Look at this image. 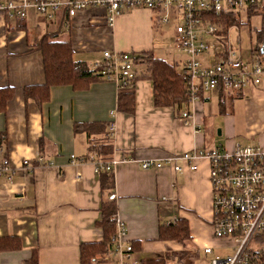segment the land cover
I'll list each match as a JSON object with an SVG mask.
<instances>
[{
    "label": "crops",
    "instance_id": "1",
    "mask_svg": "<svg viewBox=\"0 0 264 264\" xmlns=\"http://www.w3.org/2000/svg\"><path fill=\"white\" fill-rule=\"evenodd\" d=\"M27 13L21 20L0 14V87H14L5 112H0V146L14 166L10 180L0 174V238L17 236L20 243L16 250L0 251V264H31L34 247L38 248L37 264H81L80 244L102 241L97 222L102 202L108 200L115 205V220L126 227L124 238L137 244L133 249L138 262L182 247L199 250L194 264H211L214 255L231 256L233 239L213 235L207 160L199 158L196 170L185 166L180 171L168 165L143 168L141 164L162 161L192 148L209 149L218 144L231 148L237 142L232 104L247 92L202 93L192 105L195 119L201 123L198 132L182 125L175 107L153 106L152 82L145 78L134 83L133 113L117 110V85L103 78L82 90L53 85L48 101L39 106L32 99L26 102L24 87L44 82L42 56L34 45L45 33H55L61 41L71 40L75 59L90 68L104 50L131 52L135 61L143 51L176 61L174 23L160 22L159 9L127 8L112 24L107 23L105 10L99 6L78 10L70 17L60 9L50 20L34 10ZM136 66L138 74L146 67L139 61ZM188 107L189 103L184 109ZM208 118L224 120L222 142H210L205 131ZM83 123L104 126L105 131L92 138L103 140L106 134L112 139V157L118 162L109 193L102 190L101 175L91 163L76 166L70 162V154L88 158L86 133L74 131L75 124ZM37 155L44 158L42 163ZM27 159L33 168L21 169ZM112 193L116 196L113 200L109 199ZM177 218L188 222L191 240L180 244L159 239V225ZM204 247H210L212 253H206Z\"/></svg>",
    "mask_w": 264,
    "mask_h": 264
},
{
    "label": "built area",
    "instance_id": "2",
    "mask_svg": "<svg viewBox=\"0 0 264 264\" xmlns=\"http://www.w3.org/2000/svg\"><path fill=\"white\" fill-rule=\"evenodd\" d=\"M102 7L108 24L127 8L140 6L159 9L160 22H173L172 45L184 54L180 73L189 92L191 107L183 109L178 120L197 132L201 123L196 121L192 105L206 91L217 90L224 94L238 95L247 88L264 86V55L252 51L246 59L236 45L229 41L228 30L235 25L226 26L223 19L213 20L210 14H247L251 8H263L264 0H0V14L13 19H23L29 10H34L46 20L53 19L56 11L65 9L67 15L74 16L78 10ZM237 27V26H236ZM210 37L213 40L207 41ZM91 68L99 69L105 81H112L117 88H124L137 76L135 56L127 51H102V57ZM111 126L110 129H112ZM37 161L44 158L37 155ZM204 158L209 163L208 178L211 192L213 235L217 238H232L234 252L222 258L214 255L211 264H264L261 255L264 245L256 236L264 233V144L235 142L231 148L218 144L213 148H192L179 154H172L162 161H144L143 168L172 166L180 171L187 166L198 168L196 163ZM88 161L94 171H113L118 160H97L94 154L80 159L70 154V162L76 166ZM21 169H32L30 161L24 160ZM0 174L11 179L14 166L10 157L0 146ZM109 194V199H115ZM116 233L113 247L103 257L111 264H138L132 242L124 237L126 227L116 220ZM255 244L256 247H251ZM212 253L210 247L203 248Z\"/></svg>",
    "mask_w": 264,
    "mask_h": 264
},
{
    "label": "trees",
    "instance_id": "3",
    "mask_svg": "<svg viewBox=\"0 0 264 264\" xmlns=\"http://www.w3.org/2000/svg\"><path fill=\"white\" fill-rule=\"evenodd\" d=\"M258 14L261 18L259 29L255 32L256 52L264 55V7L251 8L246 15L250 19L251 15ZM213 20L223 19L225 25L239 26L241 19L236 12L210 14ZM21 27V26H19ZM34 48L40 51L42 56V67L44 70V82L39 85H28L24 87L23 95L26 102L32 99L39 104L49 100V91L53 85H70L75 90H82L88 87L92 82L101 78L99 69L90 68L83 60H77L73 54L72 42L58 40L55 33H45L34 45ZM136 61L143 62L145 69L138 74L134 81L124 88L118 89L117 110L121 112L133 113L135 111L134 83L139 78H145L152 82L153 106L168 107L173 106L177 114L184 109L189 99L188 86L182 78L180 70L176 64L158 58L151 52L143 51L139 53ZM223 94V92H221ZM14 94V87H0V112H5L10 98ZM220 112H224L223 108ZM74 131L85 132L89 140L88 158L90 154L95 155V159L110 160L112 158V139L106 134L103 140L92 138L93 134L103 133L104 126L97 123L75 124ZM2 143L0 142V145ZM113 171L100 170L102 190L106 193L113 188ZM101 219L97 222L102 230V241L82 243L79 246V255L81 264L96 262L103 264V257L109 253L113 247V236L116 233L115 205L111 201H103L101 205ZM158 237L161 240L176 241L184 244L191 240L189 234V224L183 218H177L169 224H161L158 228ZM256 239L264 245V233L256 236ZM137 247V244H133ZM20 247L18 237L2 236L0 238V251L3 249L16 250ZM38 248H32L30 263H38ZM199 257V250L195 248L182 247L179 250H168L160 257L146 258L139 261L138 264H194ZM264 260V251L261 255ZM264 262V261H263Z\"/></svg>",
    "mask_w": 264,
    "mask_h": 264
},
{
    "label": "rangeland",
    "instance_id": "4",
    "mask_svg": "<svg viewBox=\"0 0 264 264\" xmlns=\"http://www.w3.org/2000/svg\"><path fill=\"white\" fill-rule=\"evenodd\" d=\"M240 19L241 23L239 26L228 30L229 41L235 46L238 40L240 53L246 59L252 51H256L254 30L259 29L261 18L258 14H255L248 19L244 14H241ZM209 40L212 41L213 39L208 37L207 41ZM174 50V58L176 60L174 64L180 70L182 65L180 62L185 56L176 48ZM244 92H247L245 96L235 100L232 104L234 109V138L241 144H253L257 141H264V86H253V88H247ZM246 102H249L248 106L245 104ZM205 127L206 135H208L210 142L218 143L224 140L225 134L223 133L226 126L223 119L213 120L208 118L206 119ZM218 129L221 130V135L217 134Z\"/></svg>",
    "mask_w": 264,
    "mask_h": 264
},
{
    "label": "water",
    "instance_id": "5",
    "mask_svg": "<svg viewBox=\"0 0 264 264\" xmlns=\"http://www.w3.org/2000/svg\"><path fill=\"white\" fill-rule=\"evenodd\" d=\"M217 134H219V135H220V132H219V130H217Z\"/></svg>",
    "mask_w": 264,
    "mask_h": 264
}]
</instances>
